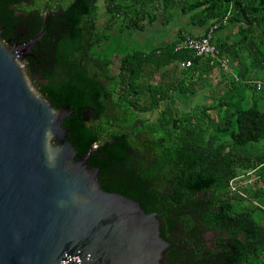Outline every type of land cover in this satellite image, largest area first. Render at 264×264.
Returning a JSON list of instances; mask_svg holds the SVG:
<instances>
[{
	"label": "trees",
	"instance_id": "1",
	"mask_svg": "<svg viewBox=\"0 0 264 264\" xmlns=\"http://www.w3.org/2000/svg\"><path fill=\"white\" fill-rule=\"evenodd\" d=\"M0 18L3 42L45 34L27 73L92 123L90 148L139 154L165 264H264V0H0ZM155 23L168 41L119 42ZM207 33L216 57L175 48Z\"/></svg>",
	"mask_w": 264,
	"mask_h": 264
},
{
	"label": "water",
	"instance_id": "2",
	"mask_svg": "<svg viewBox=\"0 0 264 264\" xmlns=\"http://www.w3.org/2000/svg\"><path fill=\"white\" fill-rule=\"evenodd\" d=\"M42 33L0 38V264H162L171 242L141 209L139 154L122 137L90 148L92 123L27 73Z\"/></svg>",
	"mask_w": 264,
	"mask_h": 264
},
{
	"label": "rangeland",
	"instance_id": "3",
	"mask_svg": "<svg viewBox=\"0 0 264 264\" xmlns=\"http://www.w3.org/2000/svg\"><path fill=\"white\" fill-rule=\"evenodd\" d=\"M67 1V0H65ZM65 3V2H63ZM99 4L98 8V20H102V9ZM36 7V6H34ZM37 8V7H36ZM165 28L155 23L151 26L146 27L141 32L132 33L129 37L124 34L123 38L119 42L127 43V47H143L149 48L152 45L162 44L168 41L174 33V29L172 30H164ZM214 34L211 35V41L213 40ZM116 61V60H115ZM219 70H215L211 74L212 81H217L219 78Z\"/></svg>",
	"mask_w": 264,
	"mask_h": 264
},
{
	"label": "built area",
	"instance_id": "4",
	"mask_svg": "<svg viewBox=\"0 0 264 264\" xmlns=\"http://www.w3.org/2000/svg\"><path fill=\"white\" fill-rule=\"evenodd\" d=\"M210 33L200 37H188L183 39L181 42L177 43L175 48L185 47L192 50L196 55L206 54L212 57H216V50L215 47L209 41ZM220 64L223 68H226V61L219 60ZM189 60L181 63L182 67L189 66Z\"/></svg>",
	"mask_w": 264,
	"mask_h": 264
},
{
	"label": "flooded vegetation",
	"instance_id": "5",
	"mask_svg": "<svg viewBox=\"0 0 264 264\" xmlns=\"http://www.w3.org/2000/svg\"><path fill=\"white\" fill-rule=\"evenodd\" d=\"M8 41V40H7ZM209 234H211L210 232H209ZM207 235V232L205 233V236ZM171 244V243H170ZM170 247V246H169ZM168 247V248H169ZM188 248V247H187ZM162 264H165V262L162 260Z\"/></svg>",
	"mask_w": 264,
	"mask_h": 264
}]
</instances>
